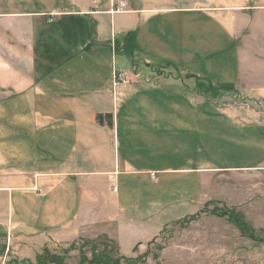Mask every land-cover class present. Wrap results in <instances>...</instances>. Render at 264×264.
Instances as JSON below:
<instances>
[{"label":"crops","instance_id":"0c3cea01","mask_svg":"<svg viewBox=\"0 0 264 264\" xmlns=\"http://www.w3.org/2000/svg\"><path fill=\"white\" fill-rule=\"evenodd\" d=\"M120 1L0 0V236L25 258L132 248L204 173L264 169V0Z\"/></svg>","mask_w":264,"mask_h":264},{"label":"rangeland","instance_id":"374dc122","mask_svg":"<svg viewBox=\"0 0 264 264\" xmlns=\"http://www.w3.org/2000/svg\"><path fill=\"white\" fill-rule=\"evenodd\" d=\"M176 154L159 155L164 161ZM231 213L241 214L247 233L229 222L225 214ZM159 221L153 218L152 223ZM153 234L132 248L120 247L107 235L78 239L47 246L32 259L22 255L24 248L10 247L0 236V264H264V169L204 173L200 209Z\"/></svg>","mask_w":264,"mask_h":264},{"label":"trees","instance_id":"16d2710c","mask_svg":"<svg viewBox=\"0 0 264 264\" xmlns=\"http://www.w3.org/2000/svg\"><path fill=\"white\" fill-rule=\"evenodd\" d=\"M101 116H99V119L101 120ZM225 216L228 217L229 222L235 224L239 229H241L244 233H247L249 228L247 226V224L244 222L243 217L241 216V214H235V213H231V214H225ZM100 259H104L105 257H102ZM100 259H96V261L100 260ZM126 263H134L133 260L130 259H126L124 258ZM100 264H106V263H100ZM114 264H120L119 261L115 262Z\"/></svg>","mask_w":264,"mask_h":264},{"label":"built area","instance_id":"2783aa9c","mask_svg":"<svg viewBox=\"0 0 264 264\" xmlns=\"http://www.w3.org/2000/svg\"><path fill=\"white\" fill-rule=\"evenodd\" d=\"M127 8V3L126 1L122 0L120 1L118 4H116V8H115V11L116 12H122V11H125ZM114 81L116 84H119V85H125V84H128L130 82L127 74L125 72H115L114 73ZM152 176L154 177V174H152Z\"/></svg>","mask_w":264,"mask_h":264}]
</instances>
